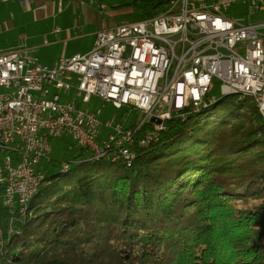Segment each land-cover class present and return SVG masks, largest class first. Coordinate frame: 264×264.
Listing matches in <instances>:
<instances>
[{
  "label": "trees",
  "instance_id": "trees-1",
  "mask_svg": "<svg viewBox=\"0 0 264 264\" xmlns=\"http://www.w3.org/2000/svg\"><path fill=\"white\" fill-rule=\"evenodd\" d=\"M93 1L141 19L175 0ZM163 126L147 146L135 141L133 158L76 156L49 176L39 167L0 263L264 264V120L253 97L219 96ZM0 217L5 230L6 209Z\"/></svg>",
  "mask_w": 264,
  "mask_h": 264
},
{
  "label": "built area",
  "instance_id": "built-area-1",
  "mask_svg": "<svg viewBox=\"0 0 264 264\" xmlns=\"http://www.w3.org/2000/svg\"><path fill=\"white\" fill-rule=\"evenodd\" d=\"M236 1L248 2L253 11L264 5V0H175L176 10L96 31L88 52L52 66L40 63L25 45L0 51V210L9 214L5 230L0 217V242L7 230H15L13 214H25L22 202L36 188L51 139L68 134L91 156H118L135 141L147 146L158 138L163 123H151L144 137L134 138L152 116L179 117L212 97L215 86L251 89L264 106L263 40L257 24H237L225 15ZM61 91L73 95L63 100ZM93 97L101 107H83ZM105 103L122 110L124 120L133 111L141 116L130 124L113 116L103 120Z\"/></svg>",
  "mask_w": 264,
  "mask_h": 264
},
{
  "label": "rangeland",
  "instance_id": "rangeland-1",
  "mask_svg": "<svg viewBox=\"0 0 264 264\" xmlns=\"http://www.w3.org/2000/svg\"><path fill=\"white\" fill-rule=\"evenodd\" d=\"M90 1L83 0L78 6L76 3H71L70 0H64V4L59 6V3L61 4L59 1L54 6V12L37 17L35 10L24 9L21 0H0V51H5L11 45H17L22 40L31 56L37 57L41 61H39L40 63H51L49 59L54 56L55 59H58L65 49L67 54L88 52L93 46V35L100 29L140 20V17L135 13L122 10L110 12L107 6L104 9L93 0ZM176 8L171 5L164 12L155 16L176 10ZM225 15L241 25L264 21L262 12L253 13L246 2L230 3ZM53 28H58L59 32H52ZM256 30L264 44V26L257 27ZM23 33L26 34L25 40L23 37V39L21 38ZM67 35H70V39L60 41L62 38L66 39ZM60 93L63 100L71 98L73 95V91H69L67 96H64L62 91ZM210 94L216 97L220 96L216 86L211 88ZM102 103L93 97L90 103L83 104V107L96 109L101 107ZM121 112L122 110L114 108L110 103H105L102 119L106 120L113 116L115 121L130 124L141 116L137 111H133L124 120ZM87 155L88 152L80 149L70 135L63 134L51 139L50 151L47 157L40 161L39 167L46 176H49L58 172L66 163L72 165L74 157H86ZM48 159L52 160L51 164L47 162ZM4 242L5 240H3L0 249Z\"/></svg>",
  "mask_w": 264,
  "mask_h": 264
},
{
  "label": "crops",
  "instance_id": "crops-1",
  "mask_svg": "<svg viewBox=\"0 0 264 264\" xmlns=\"http://www.w3.org/2000/svg\"><path fill=\"white\" fill-rule=\"evenodd\" d=\"M4 1H7V0H4ZM59 1H61V4L59 3V6L61 5H63L64 4V0H21V4L22 5H24V9L25 10H35V15L37 16V17H42V16H44V15H46V14H49L50 12H54V6L56 5V2L58 3ZM71 1V3H76V5L78 6V4L79 3H82V1L83 0H70ZM196 1H209V0H196ZM89 2H91L90 0H89ZM237 2H246V1H236L235 3H237ZM246 3H248V2H246ZM101 8H104V9H106L105 8V6L104 5H102V6H100ZM250 7V6H249ZM228 9V8H227ZM256 13H260V12H262V14H263V17H264V5H262L261 6V8L260 9H257V10H254ZM253 11V13H255ZM36 17V18H37ZM264 21L263 22H260V23H254V24H257V26H256V29H257V27H260V26H264ZM111 27H113V26H111ZM110 28V27H109ZM57 30V31H56ZM257 31V30H256ZM52 32H54V33H57V32H59V29L58 28H53V30H52ZM93 36H95V34L93 35ZM24 39H23V38ZM25 37H26V34L25 33H23V35H21V38L23 39V40H25ZM261 38V37H260ZM68 39H70V35H67V38L65 39V38H62V39H60V41H66V40H68ZM94 40V39H93ZM25 43H23V41L22 40H20V42L17 44V45H11L8 49H6V50H9V49H11V48H15V47H17V46H19V45H24ZM27 48V47H26ZM28 49V48H27ZM5 50V51H6ZM31 50V49H30ZM29 51V50H28ZM31 51H33V49L31 50ZM29 53H30V51H29ZM32 53V52H31ZM75 54H79V53H75ZM71 55H73V54H67V51H66V49H65V51L61 54V56L58 58V59H55V56L52 58V59H49V62H51V63H43L42 62V64H44V65H47V66H52L56 61H58L60 58H62V57H68V56H71ZM37 58V57H36ZM38 59V58H37ZM38 61H40L39 59H38ZM41 62V61H40Z\"/></svg>",
  "mask_w": 264,
  "mask_h": 264
},
{
  "label": "bare ground",
  "instance_id": "bare-ground-1",
  "mask_svg": "<svg viewBox=\"0 0 264 264\" xmlns=\"http://www.w3.org/2000/svg\"><path fill=\"white\" fill-rule=\"evenodd\" d=\"M219 93H220V96H223V95H226V94L241 95V96H238V98H241V97H243L245 95L252 96L253 99H254V101H255V103H256V105H257V108H258V110H259V112H260V114H261V116H262V118L264 120V106L258 104L257 99L252 94V90L251 89L240 88V87H232V88L220 89L219 90ZM211 98H213V97L205 98V99L202 100L201 103H199L197 105L188 106V108H191L192 110L198 109V107H200L202 105H205V103L208 102V100L211 101ZM214 100H215V98H214ZM185 115H186V112L184 114H181V116H179V117H182L183 118ZM140 144L141 145H144L143 143H140ZM78 147H82V146L79 145ZM82 148H84V147H82ZM84 149L88 152V154H90L89 151L86 148H84ZM103 156L109 157L112 160L118 159L119 157L131 158L132 157V152L130 150H124L123 153L120 154V155H118V156H112L111 154H101L99 156H93V157L101 158ZM63 167H66V165L64 164ZM42 178H43V175L40 172L39 173V176H37V179H35V187L36 188L33 189V190H30V193H29L28 198L25 201L22 202V209L23 210H26L27 204H28L30 198L32 197V195L36 192V190H37V188H38V186H39ZM15 232H17V230H7L6 231V234H7V236H9V235H11L12 233H15ZM2 243H3V241L0 242V247L2 246Z\"/></svg>",
  "mask_w": 264,
  "mask_h": 264
},
{
  "label": "water",
  "instance_id": "water-1",
  "mask_svg": "<svg viewBox=\"0 0 264 264\" xmlns=\"http://www.w3.org/2000/svg\"><path fill=\"white\" fill-rule=\"evenodd\" d=\"M211 95V94H210ZM220 95V94H219ZM213 98H211V101L212 100H214V98L216 99L217 97L215 96V95H211ZM208 102H210V100H208ZM171 117H178V115L177 114H172L171 115ZM170 117V118H171ZM166 120V119H165ZM164 120V121H165ZM164 121H163V119H160V118H158V117H155V116H152L150 119H149V122L150 123H153V124H157V125H159V124H164Z\"/></svg>",
  "mask_w": 264,
  "mask_h": 264
}]
</instances>
